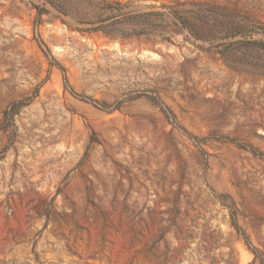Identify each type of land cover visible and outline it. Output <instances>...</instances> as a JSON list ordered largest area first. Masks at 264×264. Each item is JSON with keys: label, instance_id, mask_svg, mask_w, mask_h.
<instances>
[{"label": "rangeland", "instance_id": "obj_1", "mask_svg": "<svg viewBox=\"0 0 264 264\" xmlns=\"http://www.w3.org/2000/svg\"><path fill=\"white\" fill-rule=\"evenodd\" d=\"M106 1L0 0V264H264V0Z\"/></svg>", "mask_w": 264, "mask_h": 264}, {"label": "trees", "instance_id": "obj_2", "mask_svg": "<svg viewBox=\"0 0 264 264\" xmlns=\"http://www.w3.org/2000/svg\"><path fill=\"white\" fill-rule=\"evenodd\" d=\"M44 1L48 4H50L51 6L55 7L57 10H60V7L55 2V0H44ZM188 3L195 6L196 12H198V13H203V12L209 11V9H207V7H206V3H204V2L189 1ZM113 4H115V5L112 6ZM123 7H125L124 4H120L119 2L112 3V2H109L106 0H102V4H101V9L109 10V11L117 10V12H119L122 15L125 14V13L121 12ZM204 7H206V8H204ZM35 8L37 11L38 23H39V21H41L42 15L44 13H46V10L44 8H40L38 6H36ZM216 12L220 15H223L224 17H226L227 15L230 14L229 12H227V10H223V9H220L219 12L216 10ZM171 14H172L173 22H175L176 24H179L182 29H186V30L190 31L192 33V35L195 37V39L207 40V38L212 37V36H209V35H212L211 34L212 29H213V31H215V30H220L222 27H224L223 26L224 22H220L218 20H216L215 23L211 24V25L208 24V21L207 22L204 21L202 26H197V25L190 24L188 20H186L183 16L176 14L175 11L172 12ZM258 29L259 30H256L253 28L252 30H248V36L250 37L253 33H259V32L264 35V28H258ZM238 33H243V30H242V32L234 31L232 35H235ZM250 39H251V37H250ZM248 42L255 45L260 50L264 51V40L253 39V40H250ZM48 51H49L48 48H45L44 54L47 55ZM65 80H66V78L64 76V81ZM74 95H76L77 97H79L82 100L89 101L91 104H93L95 106H99V103L91 97L81 96V95H78L76 93H74ZM157 106H158L159 110L161 111V113L163 114V116L166 118V120L169 123L176 125V123H177L176 117H175V114L173 113V111L163 103H159V104H157ZM251 152L254 153L252 150H251ZM231 219H232V225L236 228L237 231H240V228H239V226L235 220V214L233 212L231 213ZM246 242L248 243V240H246Z\"/></svg>", "mask_w": 264, "mask_h": 264}]
</instances>
